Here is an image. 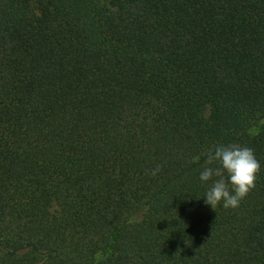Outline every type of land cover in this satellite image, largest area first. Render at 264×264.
<instances>
[{"label": "trees", "instance_id": "obj_1", "mask_svg": "<svg viewBox=\"0 0 264 264\" xmlns=\"http://www.w3.org/2000/svg\"><path fill=\"white\" fill-rule=\"evenodd\" d=\"M0 264H264V0H0Z\"/></svg>", "mask_w": 264, "mask_h": 264}, {"label": "clouds", "instance_id": "obj_2", "mask_svg": "<svg viewBox=\"0 0 264 264\" xmlns=\"http://www.w3.org/2000/svg\"><path fill=\"white\" fill-rule=\"evenodd\" d=\"M205 166L199 173L202 184L211 181L204 203L213 210L218 206L236 209L256 186L261 164L253 150L237 143L216 144L207 151ZM159 167L153 169L155 176ZM215 178V179H213Z\"/></svg>", "mask_w": 264, "mask_h": 264}]
</instances>
